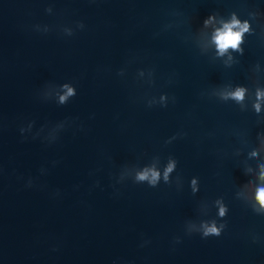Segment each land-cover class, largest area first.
<instances>
[{
  "label": "water",
  "instance_id": "obj_1",
  "mask_svg": "<svg viewBox=\"0 0 264 264\" xmlns=\"http://www.w3.org/2000/svg\"><path fill=\"white\" fill-rule=\"evenodd\" d=\"M230 13L252 28L231 61L211 43ZM63 83L77 93L66 105L39 98ZM227 86L248 89L243 105L214 95ZM257 87L264 0H0V264H264V216L252 211L264 164ZM162 94L166 107H146ZM66 119L56 143L32 139ZM153 157L161 170L177 161L170 183L134 184ZM213 219L226 225L219 237L186 235Z\"/></svg>",
  "mask_w": 264,
  "mask_h": 264
},
{
  "label": "clouds",
  "instance_id": "obj_2",
  "mask_svg": "<svg viewBox=\"0 0 264 264\" xmlns=\"http://www.w3.org/2000/svg\"><path fill=\"white\" fill-rule=\"evenodd\" d=\"M45 11L47 13L52 12V8H46ZM256 13H249L250 19L256 18ZM217 13H213L209 15L202 22V27L207 28L209 25L216 22ZM219 27L214 28L211 43L215 45L216 56L224 57L228 56V60L231 61L233 58L229 53V49L233 52H236L239 55H243V48L241 47L244 43V37L246 34L252 33V28L249 23V20L241 21L237 18L235 13H230L229 18L227 20L221 18L219 21ZM39 26H36V31ZM77 29H83V23L76 24ZM49 28L45 26L43 32L47 33ZM65 36L74 35L73 29L68 27H63L61 29ZM230 66V65H229ZM257 70H259V66H257ZM145 74L144 71H139L137 73L138 77L143 76ZM117 75L123 76L124 71L120 70ZM149 79L148 82L151 83L152 72H148ZM47 89V90H46ZM248 92V89L244 86H227L223 88H219L214 95H216L221 102L233 101L236 104L243 105L245 100V96ZM76 88L70 83H63L61 85L55 84H46L43 90L39 93V98L44 101L54 99L58 106L66 105L73 97L76 96ZM168 97L166 95H160L157 100L155 97L146 100V107H153L155 105H159L160 107L167 106ZM264 104V88L257 87L254 92V103L252 104L253 111L259 115L261 110V105ZM34 121H30L26 126H22L19 128V132L22 137H25V133H31L32 128L34 126ZM74 121L64 120L51 127L45 125L36 131V133L32 136V139H37L42 137V142H45L48 145H52L57 142L59 139V134L66 129V127L71 126ZM43 134V136H42ZM26 138V137H25ZM176 139V137H172L170 140L166 141V143H171V140ZM258 152L252 153V158H256ZM160 162L159 157H153V162L136 168L131 181L134 184H147L151 188H155L162 181L164 184L170 183V176L175 171L177 161L169 157L167 159L166 164L163 166L162 170L160 167H157V164ZM58 163L53 161L52 164ZM125 168V167H124ZM123 168V169H124ZM259 168V176L258 181L260 182L255 187V203L252 207V211L258 215L264 216V164L258 165ZM2 168H0V173H2ZM41 175L46 174L47 170L43 167L39 170ZM124 172H120L119 179H116V183H123ZM26 187L33 186L32 178H29L26 182ZM98 186V183L97 185ZM189 187L191 188V192L195 195L198 191L197 189V178H192L190 180ZM55 195H59V191L55 193ZM215 205L218 206V212L216 214L217 219H223L228 212L227 206L223 203L222 198L215 200ZM226 225L224 223H217L216 219L213 220H201L199 221V228H195L193 225L189 228V232L186 235H192V232H198L201 239H206L208 237H219ZM255 242V240H254ZM175 243H180L179 238L175 239ZM143 246V245H141Z\"/></svg>",
  "mask_w": 264,
  "mask_h": 264
}]
</instances>
